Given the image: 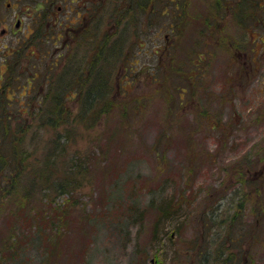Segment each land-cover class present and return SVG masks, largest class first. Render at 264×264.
Returning a JSON list of instances; mask_svg holds the SVG:
<instances>
[{"label": "rangeland", "instance_id": "obj_1", "mask_svg": "<svg viewBox=\"0 0 264 264\" xmlns=\"http://www.w3.org/2000/svg\"><path fill=\"white\" fill-rule=\"evenodd\" d=\"M240 1L179 0L177 19L164 6L140 42L131 30L108 36L107 66L89 74L80 62L61 80H89L93 93L110 83L94 127L75 105L83 93L68 89L72 109H58L28 64L0 91V155L21 159L0 172V264H199L204 250L215 264L217 249L234 253L226 264H264V0ZM206 19L213 29L201 36ZM52 141L59 167L33 178ZM67 167L81 185L58 195ZM21 206L49 219L40 232L20 223ZM240 206L239 228L230 216Z\"/></svg>", "mask_w": 264, "mask_h": 264}, {"label": "flooded vegetation", "instance_id": "obj_2", "mask_svg": "<svg viewBox=\"0 0 264 264\" xmlns=\"http://www.w3.org/2000/svg\"><path fill=\"white\" fill-rule=\"evenodd\" d=\"M172 5L176 20L179 0H0V91L9 93L13 80L28 65L34 70L33 81L44 78L40 86L44 91L53 79H63L80 62L85 63L83 71L93 73L99 64L101 41L116 32L118 37L112 42L117 43L131 30L140 42L153 24L149 17L155 14L160 21L164 6L168 10Z\"/></svg>", "mask_w": 264, "mask_h": 264}, {"label": "trees", "instance_id": "obj_3", "mask_svg": "<svg viewBox=\"0 0 264 264\" xmlns=\"http://www.w3.org/2000/svg\"><path fill=\"white\" fill-rule=\"evenodd\" d=\"M240 2L243 4V6H242L243 7V10H245L248 7V5H249V3L247 2V0L240 1ZM238 4H237V6H238ZM236 10L237 11H243L240 7L237 8ZM199 17L200 16L197 15V18H199ZM212 29H213L212 23H210V21H208V19H206V21L202 25L201 29L199 30V33H200L201 36H203L202 33H205L206 31H210L211 32ZM119 40L120 39H118V41ZM105 44H106V39H104L103 41H101V43L99 45V51H100V53H99V64H100V67L101 68L104 65L107 66V63H106L107 60H108L107 53L110 52L109 47L108 46H104ZM107 77H108V79H110L109 76H107ZM61 80L62 79L60 77L57 78V79H53L51 85L46 90V95H51L54 92H58V94H59V100L61 102H63L58 109L65 110V108H66V106H65L66 93H67V95H70L71 94V93H69L70 91H68V89L69 90L70 89H72V90L73 89H76L78 95L83 93L85 95L84 97H86V102H85L84 105H82V108H81L82 113H81L80 119L83 120V122H87L88 120H86V119L89 117V120L90 121H88V122H90L92 124V125H90V127H94L95 124L100 120V118L104 114H107V107L106 106H109L110 105V100L107 99V100L104 101L102 99L105 98L106 91H109L110 83L107 84V87L106 88L101 83V87L98 86V89H96L97 92L96 93H93L91 91V88L89 89L87 87V85H86L87 81H89V80H82V79L77 80V83H74L76 85V87H71L70 86V85L73 84V82L69 86H67V84H64V83L62 84ZM98 95L100 96L101 99L98 98ZM72 98H74V95L72 96ZM72 100L73 99H69V101H72ZM99 100H100L101 105L104 106V109L102 108L103 106H101V109H99L98 111H96V109L99 106ZM87 110L88 111L89 110H92V113H91L92 115L89 114V113H87ZM56 142H58V141H56ZM56 142L55 141H52L51 142V145H53L54 147H52V149L50 150V152H49L48 155H45L44 156V159H43L44 160V163H43L42 167L41 168H35L34 169V173H31V176H33V178H35L37 175L39 176V174H43L44 173L43 175H41L42 176V179L44 180L45 177H46L45 172L47 174L48 173H51L52 174L55 171V169H57V167H59L60 161H58V159H59L60 155L62 153H64V151H63V149L62 150H59L56 147V144L58 145V143H56ZM13 145H16V144H13ZM16 147L13 146L12 149H10V150H15ZM23 155H22V157H23ZM77 157H78L79 160H82V158L80 156H77ZM20 161H21V159L20 158H17V156L15 155V152L14 151H13V154L11 156H6L4 153H2L0 155V172H2L4 169L6 170V168L11 169V171H12V167H14ZM68 170H71V168L67 167V169H65V171L63 172L64 173V176H62L61 179L56 182L55 186H53V187H55V190L58 191V195L59 194L60 195L61 194H67V195L69 194L71 196L73 194V192L71 191L72 188L76 187L79 184L81 185V182L80 183L76 182V181H79L78 180V175L77 174H72V172H70ZM104 170H105L106 173H114V171H111L110 170V166L108 164L105 165ZM12 177L13 176H11V178ZM8 180L9 181H13V179H10V178ZM14 181H15V179H14ZM50 183H52V180L50 181V179H48L47 184L51 186ZM32 184H34V183H32ZM40 185H42V182L41 181H40V183L37 184V186H40ZM3 186H4V183L2 184V187ZM43 187L42 188H39V192H40L41 196L43 195L44 197H46V195H44V194H47V193H44V192L47 189L48 190H51V187L50 188L49 187H46V186H43ZM14 191H15V188H12L11 193H14ZM27 195H30V193H28ZM23 197H25V196H23ZM47 204L48 205H53L54 204L55 205V207L53 208L54 211H56L58 208H60V205H57L54 199L48 200ZM24 207L25 206H21L20 209H18L17 210V213H16V214H18V218H19L20 223L27 222V223L31 224L32 227L34 225V226L38 227L37 230H36V232H40L41 229H42V227L44 228V226L47 224V221L49 219H46V216L44 218L43 217V214H40L39 212H36L35 210H32V208L26 207L28 210H25ZM48 207H49L50 210L52 209L50 206H48ZM238 209L239 210L236 213H234V214H232L230 216V221H231V224L235 223V226L240 228L241 227L240 224H242L240 217H241L242 209L243 208H241V206H240V208H238ZM58 211L59 210H57V212ZM28 212H31L33 216L28 217ZM46 214H50V211H49V213H45V215ZM63 214H65V213H63ZM168 214L169 213H167V211H163L162 212V215H168ZM206 218H208V217H206ZM213 219L211 218V221H208V222H213ZM58 235H61V237L63 236V234H58ZM33 239H34V237H31L30 240H33ZM236 248L238 250V253H240V248L239 247H236ZM217 250L220 253L221 259H224V260L219 259L220 258L219 257L218 259L215 260V262H216L215 264H220V263L221 264H226V263H228V259H229L230 256H231V259L234 258V253H230V256L227 259H225L222 256L223 251H221L220 249H217ZM212 254H213V251L211 253L206 252V250H204L203 252H201L199 254L200 255L199 261H198L199 264H206V262H208V261H206L205 258H208L209 255L211 256Z\"/></svg>", "mask_w": 264, "mask_h": 264}, {"label": "bare ground", "instance_id": "obj_4", "mask_svg": "<svg viewBox=\"0 0 264 264\" xmlns=\"http://www.w3.org/2000/svg\"><path fill=\"white\" fill-rule=\"evenodd\" d=\"M128 35H130V34H127V35L122 36V37L120 38L119 41H124V40L127 38ZM107 92H108V94H109L110 89H109V91H107ZM105 94H106V93H105ZM84 104H85V100H82L81 98H80L79 100H76V103H75V105H76L77 108H79V109H81V108H82V105H84ZM65 106H66L67 108H69L68 106H70V104H68V103L65 102ZM69 109L71 110L72 108H69Z\"/></svg>", "mask_w": 264, "mask_h": 264}]
</instances>
